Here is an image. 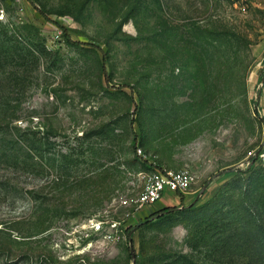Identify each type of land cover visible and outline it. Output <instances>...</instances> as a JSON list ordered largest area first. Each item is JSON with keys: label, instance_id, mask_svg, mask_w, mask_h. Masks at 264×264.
Returning <instances> with one entry per match:
<instances>
[{"label": "rangeland", "instance_id": "obj_1", "mask_svg": "<svg viewBox=\"0 0 264 264\" xmlns=\"http://www.w3.org/2000/svg\"><path fill=\"white\" fill-rule=\"evenodd\" d=\"M7 22L51 54L0 74L13 125L45 148L28 168L0 161V264H264L250 252L215 261L191 240L220 202L264 225V0H0ZM208 30L243 42L220 40L212 61ZM64 32L109 52L107 78ZM154 169L195 182L139 207ZM167 206L179 210L137 228Z\"/></svg>", "mask_w": 264, "mask_h": 264}, {"label": "trees", "instance_id": "obj_2", "mask_svg": "<svg viewBox=\"0 0 264 264\" xmlns=\"http://www.w3.org/2000/svg\"><path fill=\"white\" fill-rule=\"evenodd\" d=\"M41 15L45 17L42 12ZM16 28L10 22L5 24L0 23V74L11 75V71L6 70L7 67H15L16 65L19 66L30 62L36 64L41 58H46L48 54H51L46 49L32 45L30 42L19 41L17 39L18 29ZM21 29L30 32L32 30L35 31L37 28L32 25H26L22 26ZM196 29L199 28L197 27ZM63 35L68 46L91 49L97 57L99 74L107 78L106 65L109 61V52L107 50H104L100 45L95 43L90 44L75 41L66 32ZM202 35L201 33L196 34V37H201ZM203 38L205 39L204 42L212 47V50L209 51L212 61L216 55L215 51L218 50V46L216 48L217 42H220V40L226 42L228 49L234 48V45L237 46L238 42H243L239 34L234 32L208 30ZM11 108L9 104L0 103V161L14 168H28L30 167L28 161L32 158L31 151L34 144L36 150L40 151L41 155L45 148L42 147V142H34L29 137L30 132L26 130L20 131V129L13 125L17 116L14 110H10ZM261 155L262 150H257L255 156L251 159V165ZM64 159L67 164L72 163L71 157L68 155H64ZM143 164L145 165L146 162H143ZM257 182L259 187H263V178H258ZM204 190L203 188L198 192L195 202L199 200V195ZM219 198L220 201L223 200L221 198V191L216 195L214 200H218ZM219 204H221L220 208L214 211L212 217H208L192 228L193 236L191 240L194 243V247L205 249V252L213 256L215 261H219V258L249 257L250 252L253 254L252 260L256 263H261L264 259V225L261 222V216L245 207H242L237 212L224 211L225 205L222 202ZM178 210L177 206L164 207L158 212L151 213L146 220L136 226L138 228L139 225H148L150 223L149 217L157 215L167 216ZM134 229L133 227L126 229L127 239L130 242H132V232Z\"/></svg>", "mask_w": 264, "mask_h": 264}, {"label": "built area", "instance_id": "obj_3", "mask_svg": "<svg viewBox=\"0 0 264 264\" xmlns=\"http://www.w3.org/2000/svg\"><path fill=\"white\" fill-rule=\"evenodd\" d=\"M141 154V151L138 150ZM142 189L135 199L139 206H147L156 203L166 191L173 194H186L195 182V176L189 170H159L154 169L142 175Z\"/></svg>", "mask_w": 264, "mask_h": 264}, {"label": "crops", "instance_id": "obj_4", "mask_svg": "<svg viewBox=\"0 0 264 264\" xmlns=\"http://www.w3.org/2000/svg\"><path fill=\"white\" fill-rule=\"evenodd\" d=\"M177 198H175V200L172 199L171 203H173L174 205H176L178 202L176 200ZM170 204V203H169Z\"/></svg>", "mask_w": 264, "mask_h": 264}]
</instances>
